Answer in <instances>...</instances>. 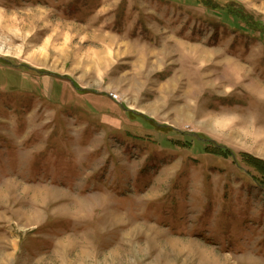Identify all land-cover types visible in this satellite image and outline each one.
Returning <instances> with one entry per match:
<instances>
[{
  "label": "rangeland",
  "instance_id": "374dc122",
  "mask_svg": "<svg viewBox=\"0 0 264 264\" xmlns=\"http://www.w3.org/2000/svg\"><path fill=\"white\" fill-rule=\"evenodd\" d=\"M213 1L258 28L201 0H0V264H264L241 156L264 160V0Z\"/></svg>",
  "mask_w": 264,
  "mask_h": 264
},
{
  "label": "trees",
  "instance_id": "16d2710c",
  "mask_svg": "<svg viewBox=\"0 0 264 264\" xmlns=\"http://www.w3.org/2000/svg\"><path fill=\"white\" fill-rule=\"evenodd\" d=\"M201 1L203 4L209 6L210 8L222 9L228 15H231L235 18H238L249 29H255V27L258 28L257 24L254 25L253 24L254 22H252L250 20V18L248 17L247 14L240 11L238 8L233 7V5H231L229 3H225V4L221 5L218 2H215L213 0H201ZM251 24H253L254 26ZM22 66L24 68L28 69L27 68L28 66H26L24 64H22ZM34 71L37 72L39 70H34ZM39 72H42V71H39ZM130 112L133 113V111H130ZM206 142H207V145L204 147V150L207 152H212V153H215L217 155H224L225 157L234 155L232 150L227 148L226 146L214 144L213 141H211L209 139H207ZM241 156H242V159L244 160V162L252 170V172H251L252 173L251 174L252 180L256 184H258L259 186L264 187V160L259 159V158L254 157V156L247 155L245 153L241 154Z\"/></svg>",
  "mask_w": 264,
  "mask_h": 264
},
{
  "label": "crops",
  "instance_id": "0c3cea01",
  "mask_svg": "<svg viewBox=\"0 0 264 264\" xmlns=\"http://www.w3.org/2000/svg\"><path fill=\"white\" fill-rule=\"evenodd\" d=\"M141 114V113H140ZM137 117H140V115L138 116V115H136Z\"/></svg>",
  "mask_w": 264,
  "mask_h": 264
}]
</instances>
